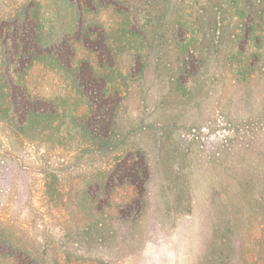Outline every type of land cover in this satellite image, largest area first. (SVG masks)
<instances>
[{
	"label": "rangeland",
	"instance_id": "1",
	"mask_svg": "<svg viewBox=\"0 0 264 264\" xmlns=\"http://www.w3.org/2000/svg\"><path fill=\"white\" fill-rule=\"evenodd\" d=\"M228 2L98 5L71 70H7L0 44L3 73L19 75L0 101V264H264V0ZM25 8L46 42L79 28L68 0H0V29ZM90 64L112 149L79 125L94 113L76 75Z\"/></svg>",
	"mask_w": 264,
	"mask_h": 264
},
{
	"label": "trees",
	"instance_id": "2",
	"mask_svg": "<svg viewBox=\"0 0 264 264\" xmlns=\"http://www.w3.org/2000/svg\"><path fill=\"white\" fill-rule=\"evenodd\" d=\"M118 1L120 2V0H68V4L71 10L78 13L77 16H79V19L77 18L75 19V21L77 20L76 26L77 28H79L75 30V33H65L64 36L54 42L45 41L41 23L42 21L40 17H33L31 9L25 8L24 10H22L23 17L16 16L14 19L9 20L7 24H2V27L0 29V44H3L7 48H10V52L8 54L11 61H9L8 63L9 66L6 65V69L10 70V66L15 64L17 59L19 58L20 66L23 67L36 61L46 62L50 60L63 69L71 70V61L78 56L77 46L81 44V41L78 38H80V35L82 34L81 30L87 19V14H90L92 12V9L97 7L98 5H100V9L106 10L109 6H116ZM228 1V4L231 6V8L239 13L242 11L245 12L247 8L246 4L253 3V0ZM123 12V15L119 14V20L123 24H127L128 27H131V29H136L137 19L134 14L132 15V11L128 9ZM5 30H7V34L5 33ZM77 30L79 32H77ZM104 35H108L105 30H103V36ZM61 59L63 60V62L70 60V62L68 61L69 65L67 66L66 63H63ZM58 61L62 63H58ZM4 67L0 66V101L2 98L8 99L10 86L13 85V82L17 83L14 76H19L17 75L18 73L16 72L18 71L16 70L12 71L11 73L8 72V74L3 73ZM90 68V74H87L85 67H82L78 70L76 75L81 80H83L84 83L87 84V92L85 91L84 93L89 94V97L91 99V101H89L91 102L89 103V105H91V108L94 111V113L92 114V118L94 119H92L90 116H87L84 118L85 121L81 122L79 125L85 132L86 138L93 141L95 144H99V146H101L102 148L112 149L117 146V144L112 141V139H110L111 130H115V115L113 114L114 108H112L110 112L107 111L105 115H102L101 120H97L99 119L97 118L98 112H100L101 109L107 107V103L109 101L108 99L105 100V98L100 100L99 95H96L99 94V92L95 93L94 91L96 90L95 88H99L98 84H96L99 81V74L95 73L93 64H90ZM105 88V84L100 85V89L105 90ZM142 162L145 165L144 169L146 171V174L148 171V175H150L149 169L146 165L145 156L144 158L142 156ZM135 172L139 175V181L138 183L133 184H137L138 186L140 185L142 189L144 188V184L146 182L145 178L143 179V176H140V174H142V169L138 166V169H135ZM111 179L115 180L114 177H111ZM113 180H111L107 184V192H111L113 184L115 185V182ZM16 262L17 259L13 264L22 263L20 260L19 263Z\"/></svg>",
	"mask_w": 264,
	"mask_h": 264
},
{
	"label": "clouds",
	"instance_id": "3",
	"mask_svg": "<svg viewBox=\"0 0 264 264\" xmlns=\"http://www.w3.org/2000/svg\"><path fill=\"white\" fill-rule=\"evenodd\" d=\"M167 260H168L169 264H175V258L171 252L168 253ZM157 264H162V261H158Z\"/></svg>",
	"mask_w": 264,
	"mask_h": 264
}]
</instances>
